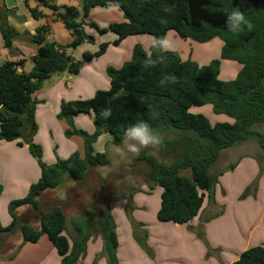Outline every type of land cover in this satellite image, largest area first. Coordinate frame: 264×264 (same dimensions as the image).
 <instances>
[{
  "label": "trees",
  "instance_id": "trees-1",
  "mask_svg": "<svg viewBox=\"0 0 264 264\" xmlns=\"http://www.w3.org/2000/svg\"><path fill=\"white\" fill-rule=\"evenodd\" d=\"M35 2L37 7L29 6L32 16L49 18L40 7L52 10V20L61 21L73 41L59 44L50 39V24L40 26L32 36V43L38 46L32 58V70L19 71L25 60L8 61L0 67V140L12 142L23 138L41 168V178L31 185L28 194L10 202L12 224L3 227L0 223L1 233L20 229L21 246L37 243L46 235L61 256V264L79 261L86 251L90 234L81 232L74 239L71 250L65 234L64 206L53 203L41 211V196L46 190L56 189L67 178L82 184L91 169L109 164L108 154L95 152L93 147L102 134H109L112 143L120 145L124 131L139 121L148 122L162 133L164 143L159 151L170 163L161 162L151 148L142 149L135 161H145L149 166V181L163 189L159 221L175 224L191 222L201 213L206 198L213 197L218 174L211 172V167L223 150L251 139L264 150V133L260 130L264 127V0H81L80 8L57 5L52 0ZM111 6L119 8L126 19L109 26L118 36L114 45H120L129 36L162 37L175 31L180 37L198 43L220 39L223 42L220 59L200 65L193 60H183L174 51L160 52L151 47L148 52L136 46L131 59L121 68L107 69L109 90H98L90 99L62 101L57 117L69 124L66 137L84 138L85 154L82 157L76 151L68 158L57 157L54 164H48L42 158L41 147L33 142L38 131L34 95L54 75L80 73L81 63L72 52L84 41L94 42L85 32V20L93 8ZM166 8L170 11L166 12ZM234 8H239L252 23L251 31L246 26L238 33L228 31L225 9ZM161 20L166 23L161 24ZM0 23L5 46L12 49L19 33L8 24L6 15H0ZM90 24L100 32L107 31L100 30L94 22ZM108 46L104 43L96 53H86L85 60L105 54ZM149 55L154 60L163 56L164 61L146 69L142 65ZM223 60L241 65L235 79H220ZM167 74L176 75L178 82L161 85V79ZM207 105L215 114L225 115L230 121L212 123L206 115L191 112L193 107ZM105 108L112 109L108 119L100 115ZM82 114H93L95 131L92 134L74 125V117ZM184 170L190 175H182ZM2 190L0 185V195ZM25 205L31 206L38 215L39 228L19 220L17 210ZM88 225L89 228L94 225L92 219ZM99 229L105 241L108 264H118V237L109 212L102 216ZM234 264H264V245L244 251Z\"/></svg>",
  "mask_w": 264,
  "mask_h": 264
},
{
  "label": "crops",
  "instance_id": "crops-1",
  "mask_svg": "<svg viewBox=\"0 0 264 264\" xmlns=\"http://www.w3.org/2000/svg\"><path fill=\"white\" fill-rule=\"evenodd\" d=\"M52 1L57 5L78 8L82 3L81 0ZM29 6L35 8L37 3L35 0H0V15H6L8 24L19 33L14 40L13 48H7L0 23V67L8 61L25 60V64L19 68V71L32 70V58L38 51V46L32 43V36L40 26L50 24L52 28L50 39L59 44L66 45L70 43L69 41H73L65 25L61 21L52 20V10L40 7V10L49 18L35 19ZM95 8L90 11V14L100 13ZM125 20L123 14L117 13L115 17H110L108 22L111 25ZM142 40L152 47V39L143 38ZM86 50L95 51L96 49L88 47ZM72 53L74 56L75 52ZM128 59H131L129 55L123 56L117 67H122ZM89 62L85 61L81 65L78 75L63 73L52 76L34 95L37 101L35 113L37 125L38 123L40 125L41 121L42 124L43 121L46 123V117H49L51 120L48 130L51 137H49L55 139L57 133L60 139V145L57 146H55L56 141L47 139L52 148V145L55 146L57 152L53 153L54 150L52 151L51 148L46 153L44 138L39 133V127L33 137V142L41 147L42 158L48 164H54L57 157L68 158L76 151L82 157L84 156L83 141L77 136L65 137L69 124L66 120L58 119L57 116L62 101L90 99L99 90L88 85L84 79L85 72L90 77L97 74ZM227 66H230L236 75L241 69L235 63H227ZM108 86H110L109 77L108 81H103L100 89H107ZM82 115L74 117V125L92 134L95 131L93 114L88 115V119ZM223 116L225 121H230L229 117ZM260 130L264 133V127ZM107 138L106 142L112 143L111 136ZM0 148L8 154L0 157V185L3 187L0 202L5 198L3 213L4 211L6 213L5 221L1 225L8 227L13 221L9 213L10 202L28 194L31 185L41 178V168L23 138L12 142L0 140ZM95 151L100 152L96 149ZM231 166L234 168L231 169ZM130 171L132 173L124 171L120 178L114 176L116 182L130 179L131 181L114 194L115 200L107 203L103 208H97V214L91 216L90 213L94 212L93 210L88 213H77L76 203L67 204L70 208L65 209L66 231H71L74 239L78 238L79 231L82 229L79 222L82 218H87L86 232H90L86 251L76 264H108L105 241L99 229L102 216L107 212L112 215L116 226L118 264H234L244 251L264 245V151L260 146L249 144L247 141L222 151L219 160L211 167V172L218 174L213 197L206 198L201 213L188 224L159 221L162 187L150 182L148 174H145L141 180L138 177L134 178L132 175H137L139 169L135 170L132 167ZM73 182L78 184L75 180ZM27 208L22 206L17 210L19 217L28 210ZM91 219L94 225L89 228L88 221ZM95 231L97 232L94 233ZM22 241L21 236L16 252L0 264H61V256L46 235L42 236L37 243L21 246ZM69 241L72 250L74 242L71 239Z\"/></svg>",
  "mask_w": 264,
  "mask_h": 264
},
{
  "label": "rangeland",
  "instance_id": "rangeland-1",
  "mask_svg": "<svg viewBox=\"0 0 264 264\" xmlns=\"http://www.w3.org/2000/svg\"><path fill=\"white\" fill-rule=\"evenodd\" d=\"M170 3H172V1H170ZM95 9H97L98 12L100 13L90 14L89 17L85 20L86 23L84 25L86 34L93 37L94 42L84 41L80 43L73 50L75 52L74 57L82 65L86 61L85 60L86 53L94 54L100 49V46L102 44L108 43L109 46H108V51H106L107 53L101 56H96L92 60H89L90 61L89 64L92 65V67L94 68V71H96L97 74L95 76L93 75L90 77L85 72L84 79L86 83H88V85H92L93 87L98 88L99 90H109L110 86H108L107 89H100V86L103 85V81H108V77L106 73L107 69L109 67L119 68L117 67L119 60H121L123 56L125 55H129V57L131 58L133 55L132 52H134V48L138 45L142 46L146 51L149 52V50L151 49V46L149 45V43H147L146 41L142 39L143 38L152 39L153 36L146 35V34L131 36L123 40L120 45H114V41L117 39V36L114 32H112L109 29L110 24L108 20L110 17H113V16L115 17L117 13L123 14V12L119 8L114 7V6L110 8L97 7ZM91 22L96 23L98 27L100 28V30L103 31L106 29L107 31L100 32L97 28L91 26L90 24ZM167 36H169L174 41L175 48L172 51L178 53L183 60H193L200 65H206V64H209L214 59H220L221 49L223 46V42L220 39H214L208 43H198L190 39H184L180 37L175 31H170L167 34ZM69 42H72V40ZM88 47L91 49H96V50L95 51L86 50V48ZM227 63H235L236 65H239L241 67V65L238 62H235V61L228 62V61L223 60L222 66H221L220 79L224 81L233 80L237 77L236 73L233 72V70H231L230 66H227ZM45 87H47V84H45ZM191 112L194 114L201 113V114L206 115L211 120L212 123L226 122L225 117L223 115L219 116L215 114L212 110V107L209 105L203 106V107H193L191 109ZM82 117H86L88 119L89 116L83 114ZM46 120H47L46 123H44L43 121V124L41 121V124H40L41 126L38 123V127L40 128V131H39L40 135L42 136V138H44L43 142H44L46 153H48V151L52 148L51 144L47 141V139L51 137V135L48 134L49 133L48 130L50 129L49 122L51 120L49 117H46ZM53 132H55L54 129H53ZM105 136L106 138H104ZM108 136L110 135L102 134L99 137L100 140L99 139L97 140L98 143L95 142L93 147H94V150L96 149L100 152H106L108 154L109 161H110L109 164L106 166H99V167H95L91 169L88 179L82 184L80 183L76 185L73 182V180L69 178L65 180V182L62 183L60 186H58L56 189L54 190L49 189L45 191L44 194L41 196V201H42L41 211L46 210L53 203H58L64 206L65 209L70 208L67 206V204L76 203L78 206L76 209L77 213L78 212L88 213L89 211L93 210L94 211L93 213L97 214V210L99 208H103L104 206L107 205V203H111L112 200H115L116 195L114 194H117L120 188H123L122 186L128 185V182L131 181L130 179L127 181L116 182L117 180L114 179L115 175L117 178H120L121 176H123L124 171H129L130 173H132V171H130L132 167L135 168V170L139 169V171H137L138 172L137 175H132L134 178L138 177L141 180V178L145 177V174H148L149 166L147 165V163L143 160L135 161L136 158L140 157V154L138 156H133L132 154L129 153L124 158H121L110 147V145H112L113 143L108 144L106 142L107 141L106 139H108L107 138ZM77 137H80V139L84 143L83 154H85L84 138L81 136H77ZM51 141L52 142L56 141L55 146L60 145L59 135L56 133L55 139H51ZM249 144L257 145V147H259L258 146L259 144L255 139H251L249 141ZM52 146H53L52 151L54 150L53 153L57 152V149L55 148V146L54 145ZM152 153L155 154L161 162H164L166 164L170 163L169 162L170 159L169 158L164 159L159 149L158 150L152 149ZM6 155L8 154H5L4 151L0 148V157L6 156ZM182 175H190V172L188 170H184L182 171ZM103 189H106V190H103ZM61 191L66 193V199L59 198L58 193ZM3 201L5 202V198L4 200L0 202V223L1 224L5 221V218H6L5 211L3 213V210L5 209V204L3 203ZM25 207H28L27 208L28 210H26L27 213L26 212L24 214L22 213L20 215L19 220L28 221L30 222L32 226L39 228L40 221H39L38 215L35 213V211L33 210L31 206L25 205ZM86 221H87V218L85 219L82 218L80 220L79 226L82 229L79 231V233L81 232L87 233L86 232V224H87ZM96 232L97 231H95L94 233ZM65 234L73 242L74 236L71 235V231L70 232L65 231ZM20 239H21V232L19 228L16 230V232H12L8 235H6V233L0 232V263L3 261H6L7 258H10L11 255H13L16 252V250L18 249V241Z\"/></svg>",
  "mask_w": 264,
  "mask_h": 264
},
{
  "label": "clouds",
  "instance_id": "clouds-1",
  "mask_svg": "<svg viewBox=\"0 0 264 264\" xmlns=\"http://www.w3.org/2000/svg\"><path fill=\"white\" fill-rule=\"evenodd\" d=\"M166 12L170 11V9L166 8ZM227 14V29L231 33H238L242 30L246 29L251 31L253 28L252 23L246 18L243 12L239 10V8H234L231 11L225 9ZM161 24L166 23V21L161 20ZM152 47L158 49L160 52H168L172 51L175 48L174 41L167 35L162 37H152ZM164 57L160 56L157 59H153L151 55H149L143 61L144 68H152L155 67L158 63H163ZM178 77L174 74L165 75L160 84L164 85L166 83H177ZM101 117L108 119L112 116V109L105 108L101 112ZM164 143V136L161 132L154 130L148 122L139 121L132 124L124 131V140L122 145L112 144L110 147L114 150V152L119 155L121 158H124L127 154H132L133 156H138L142 149L151 148V149H159ZM111 170V169H109ZM60 199H66V193L61 191L58 193Z\"/></svg>",
  "mask_w": 264,
  "mask_h": 264
}]
</instances>
